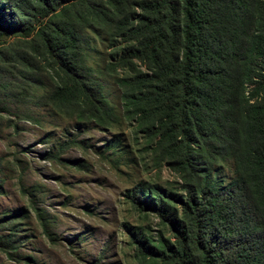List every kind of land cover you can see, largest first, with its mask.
Returning <instances> with one entry per match:
<instances>
[{"label":"trees","instance_id":"16d2710c","mask_svg":"<svg viewBox=\"0 0 264 264\" xmlns=\"http://www.w3.org/2000/svg\"><path fill=\"white\" fill-rule=\"evenodd\" d=\"M89 32L109 51L101 70L88 64ZM101 74H113L118 112ZM9 102L100 130L127 123L177 175L131 189L144 219L124 224L132 264H264V0H0V111ZM22 214L1 219L0 246Z\"/></svg>","mask_w":264,"mask_h":264},{"label":"rangeland","instance_id":"374dc122","mask_svg":"<svg viewBox=\"0 0 264 264\" xmlns=\"http://www.w3.org/2000/svg\"><path fill=\"white\" fill-rule=\"evenodd\" d=\"M89 42L88 64L101 70L109 60L106 43L92 32ZM112 76L99 77L118 112L120 91ZM6 105L0 111V222L24 214L12 223L18 227L11 247L0 246V264H132L124 224L144 219L131 205V189L140 181L177 186V175L153 165L127 123L100 130L45 107ZM17 112H28L34 120L19 118ZM116 134L121 149L112 152L108 145ZM75 160L84 167L74 166ZM218 176L230 180L232 166L221 164ZM156 222L148 214L145 224L155 227ZM9 233L0 227V235Z\"/></svg>","mask_w":264,"mask_h":264}]
</instances>
